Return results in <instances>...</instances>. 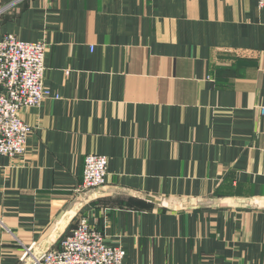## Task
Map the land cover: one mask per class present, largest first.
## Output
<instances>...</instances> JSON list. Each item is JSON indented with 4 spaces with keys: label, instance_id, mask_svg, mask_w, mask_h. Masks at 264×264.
<instances>
[{
    "label": "crops",
    "instance_id": "1",
    "mask_svg": "<svg viewBox=\"0 0 264 264\" xmlns=\"http://www.w3.org/2000/svg\"><path fill=\"white\" fill-rule=\"evenodd\" d=\"M7 33L48 42L53 95L21 111L25 155L0 156V264L81 217L124 264H264L258 0H0ZM88 153L107 181L78 190Z\"/></svg>",
    "mask_w": 264,
    "mask_h": 264
},
{
    "label": "built area",
    "instance_id": "2",
    "mask_svg": "<svg viewBox=\"0 0 264 264\" xmlns=\"http://www.w3.org/2000/svg\"><path fill=\"white\" fill-rule=\"evenodd\" d=\"M258 5L264 8V0ZM48 47L46 40L24 41L12 33L0 36V156L25 155L31 126L21 111L40 106L53 95L44 82ZM108 165V156L86 154L78 190L105 185ZM125 254L122 246L109 245L102 231L81 217L59 247L38 264H124Z\"/></svg>",
    "mask_w": 264,
    "mask_h": 264
},
{
    "label": "rangeland",
    "instance_id": "3",
    "mask_svg": "<svg viewBox=\"0 0 264 264\" xmlns=\"http://www.w3.org/2000/svg\"><path fill=\"white\" fill-rule=\"evenodd\" d=\"M104 185H102V186H96V187H92L91 189H89V190H87V191H90V190H97V189H100L101 187H103ZM160 205L162 206V207H165L166 206V200H161L160 201ZM80 220V219H79ZM71 232V231H70ZM68 235V234H67ZM66 235V236H67ZM60 243H61V241H60ZM110 245V244H109ZM113 246V245H112ZM59 247V246H58ZM56 248V246H52V247H50V248H48L47 250H45L44 252H42L41 254H39V257H37L36 256V258H35V256L32 258V256H31V254H30V249H28V250H26V252H28L27 253V255L24 257V260L22 261L23 262V264H38V261L39 260H42L43 259V257L49 252V251H51L52 249H55ZM25 252V253H26ZM33 261V262H32Z\"/></svg>",
    "mask_w": 264,
    "mask_h": 264
},
{
    "label": "trees",
    "instance_id": "4",
    "mask_svg": "<svg viewBox=\"0 0 264 264\" xmlns=\"http://www.w3.org/2000/svg\"><path fill=\"white\" fill-rule=\"evenodd\" d=\"M75 227H76V226H75ZM75 227H73V228H75ZM73 228H72V229H73ZM57 247H58V246H57Z\"/></svg>",
    "mask_w": 264,
    "mask_h": 264
},
{
    "label": "water",
    "instance_id": "5",
    "mask_svg": "<svg viewBox=\"0 0 264 264\" xmlns=\"http://www.w3.org/2000/svg\"><path fill=\"white\" fill-rule=\"evenodd\" d=\"M39 257V256H38ZM33 262V261H32Z\"/></svg>",
    "mask_w": 264,
    "mask_h": 264
}]
</instances>
